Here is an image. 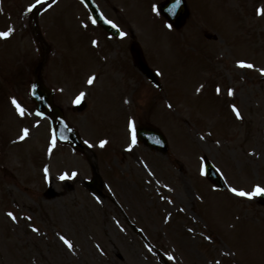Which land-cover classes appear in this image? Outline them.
<instances>
[{"label":"rangeland","instance_id":"1","mask_svg":"<svg viewBox=\"0 0 264 264\" xmlns=\"http://www.w3.org/2000/svg\"><path fill=\"white\" fill-rule=\"evenodd\" d=\"M94 1L124 38L95 25L80 0L32 12L35 0H0V31L14 29L0 39V264H264V206L228 190L264 187V15L257 14L264 0H186L188 16L177 29L152 10L163 0ZM133 39L162 91L124 61ZM86 55L101 85L85 82L89 72L79 67H87ZM40 61L56 105L88 141L84 153L58 142L48 152L51 123L34 115L28 99ZM80 92L86 107L76 112L71 106ZM12 97L26 109L24 117ZM129 119L158 127L167 153L138 143L128 151ZM24 128L29 135L21 141ZM201 157L219 169L225 190L203 177ZM95 166L105 182L102 199L83 188ZM73 172L74 178L60 179ZM124 217L160 254L149 251Z\"/></svg>","mask_w":264,"mask_h":264},{"label":"snow or ice","instance_id":"2","mask_svg":"<svg viewBox=\"0 0 264 264\" xmlns=\"http://www.w3.org/2000/svg\"><path fill=\"white\" fill-rule=\"evenodd\" d=\"M56 2H57V0H51V3L49 4L48 0H35V3H32L28 6V11L32 12L34 9H37L38 6H43L44 4H48V7L50 8ZM81 2L83 3L84 0H81ZM177 2H179V0H177ZM152 10L154 12H157V14H159V8L156 5H153ZM257 14L258 15H264V8L257 9ZM92 22L95 23L96 22L95 19H93ZM106 22L114 28L117 27V25L114 24L113 21H111V20H107ZM85 27H87V25H85ZM166 27L171 28L172 25L168 24V25H166ZM13 32H14V29L11 27L8 28V30H6V31H0V39H8L9 37H11L13 35ZM120 35L125 36V35H127V33L121 32ZM92 43H93V45H96L97 41L93 40ZM237 64L241 68L252 69L255 67V65H253L252 63H248L246 61H237ZM259 72L261 75H264V68H260ZM95 79H96L95 76H90L87 80V83L89 85H92ZM198 91H199V89H198ZM216 91H217V93H219L221 91V89L219 87H217ZM233 94H234V90L231 88L228 89V95L231 96ZM85 95H86V93L80 92L79 95L76 96L73 103L80 104L82 102V100L84 99ZM11 103L14 106L16 112L19 114L20 117H24L26 115V109L21 106V104L17 101V99L15 97L11 98ZM169 107H171V105H169ZM232 110L235 112V115L238 119H242L241 113H240L239 109L236 107V105H232ZM38 115H39V113H38ZM127 126H128V130L130 132V143L128 145L127 150L131 151L132 147L137 143L135 121L129 119ZM28 135H29V129L28 128L22 129V134L19 136V140H21V141L24 140L26 137H28ZM201 138L203 139V137H201ZM56 143H57V138H56L55 134L53 133V135L51 137V141H50V147L48 149L49 154H51L53 148H55ZM85 143H88V141H85ZM217 143H219V141H217ZM107 144H108V141L106 139L99 141V146L101 148H104ZM89 146H91V145H89ZM203 159L204 158L201 157L202 161H203ZM48 171H49L48 168L45 167L44 168L45 179L48 178ZM200 171H201V174L205 173V168H204L203 164L201 165ZM217 171L219 172V169H217ZM76 175H77V173L73 172V173H71V177H69L68 173H65V174L60 176V179L65 180V179H69V178H74ZM228 190L232 194H234L235 196L245 197L247 199H253L254 197L264 195V187H261L259 184L255 185L251 191H246L244 189H240V188H236V187H230ZM97 199H99V198H97ZM171 202L172 201L169 200V203H171ZM181 210H183V209H181ZM7 215L13 221L17 220V216L14 215L13 212L9 211L7 213ZM27 219L31 220V217H27ZM32 231L33 232H39V229L37 227L33 226ZM190 231H191V229H190ZM59 239L64 243V245L67 246V248L69 250H73L74 246H73L72 242L69 239H67L66 236L59 235ZM208 239L211 240V237H208ZM97 247H99V246H97ZM149 251H151V248H149ZM167 258L170 261L175 259V257L173 255H170V254H167Z\"/></svg>","mask_w":264,"mask_h":264},{"label":"water","instance_id":"3","mask_svg":"<svg viewBox=\"0 0 264 264\" xmlns=\"http://www.w3.org/2000/svg\"><path fill=\"white\" fill-rule=\"evenodd\" d=\"M176 1L177 0H169V2L164 4L161 8L162 13L171 21V23H173L175 25H177L179 22H181V19H183L182 17H184V15H185V9H184V6H183L181 0H179V2H178L179 9H177L176 12L173 10L172 7L176 3ZM84 2L87 4V6L90 9V12H91L93 18L96 20V22L101 24L105 29L108 30V32L116 33V30L113 29L112 26L110 24H108L107 22H105V20L101 17L97 8L93 4L92 0H84ZM133 52H135V54H136V57H137L136 62H138V65L141 68L142 72H144L150 79L154 80L151 72H149V70H147V68L141 62V58L139 56L140 51L136 46L134 47ZM31 88H32L33 98L37 101L38 106L41 108L42 111H44V112L47 111L49 108L46 106V104L48 105V103H49L48 98L50 97V93L47 92V90H43L42 88H40L39 82H37L36 85L34 84ZM147 131L148 130L144 129V128L138 130L137 135H138L139 140H143L142 139L143 133H146ZM205 171H206V174H207L209 179H211L215 183L219 182L217 176L215 175V173H213L214 171H213L212 167L210 166V164H206ZM261 201L264 202V198H261Z\"/></svg>","mask_w":264,"mask_h":264}]
</instances>
